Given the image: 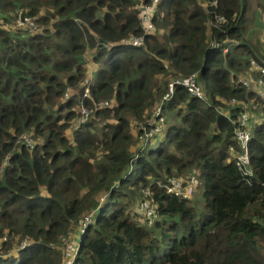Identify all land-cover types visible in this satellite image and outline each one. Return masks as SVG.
Masks as SVG:
<instances>
[{
  "label": "trees",
  "instance_id": "16d2710c",
  "mask_svg": "<svg viewBox=\"0 0 264 264\" xmlns=\"http://www.w3.org/2000/svg\"><path fill=\"white\" fill-rule=\"evenodd\" d=\"M144 2L0 0V264H264V102L238 82L251 60L263 65L246 25L264 0H161L154 29L124 46L142 34ZM19 10L37 31L5 27ZM190 75L203 99L181 85L163 99ZM80 103L90 117L72 131ZM157 107L163 130L142 142ZM243 112L249 179L234 158ZM167 177H200L203 207L168 193ZM137 197L152 200L151 222L132 215Z\"/></svg>",
  "mask_w": 264,
  "mask_h": 264
},
{
  "label": "built area",
  "instance_id": "2783aa9c",
  "mask_svg": "<svg viewBox=\"0 0 264 264\" xmlns=\"http://www.w3.org/2000/svg\"><path fill=\"white\" fill-rule=\"evenodd\" d=\"M161 0H147L141 6V13H140V25L142 29V34L138 36H129L127 39L122 41L125 45H132L136 46L142 43L144 35L151 32L154 29V23L152 22L151 16L155 13V7ZM216 0H211V4L214 5ZM215 19L222 20L220 14L215 15ZM14 27L23 29L25 32L32 33L38 30V26L34 19L26 15L23 10H19L15 16ZM102 45L106 48L110 46L106 43H102ZM250 69H252L257 76L247 79H239V83H241L245 87H252L256 94L263 100L264 102V66L258 65V63L254 60L250 61ZM252 73V72H251ZM253 74V73H252ZM91 84V78L88 76L83 81V97H87L89 95V87ZM176 85H181L186 88V90L191 93L193 96L199 97L201 99L204 98L203 91L200 86L195 83L194 75H190L183 79H174L168 85V91L163 96V99L168 100L173 95V90ZM69 90L67 89L64 93V100L69 98ZM106 104V102L100 103ZM90 117V110L83 106L81 103L79 105V115L75 122L72 123L71 130L77 129L80 125L84 124L89 120ZM163 117L160 116V107H157L153 110V118L147 122L149 125H154V129L152 131L147 132L145 127L140 128V135L138 136L139 140L145 142L149 137L153 135L161 134ZM248 115L246 112L240 114L238 118V122L235 127V138L239 143L240 151L234 156L235 164L239 171L241 172L242 176L246 179H249L253 175V169L251 166L249 154H248V145L250 141V134L248 132ZM16 143H22L27 147L33 146V139L26 134H20L17 139ZM8 156L4 159V163L7 161ZM160 184V183H158ZM164 187L166 191L176 197L188 199L193 191L194 186L192 183L184 184V181L180 178L176 177H167L164 183ZM148 194V191L146 192ZM264 200V198H263ZM134 212L137 216L141 219L151 222L154 218H156V210L152 203V200H141L135 207ZM90 217L84 218V223L90 222ZM1 240H5V237H0ZM30 244L29 241L23 239L18 247L25 248ZM66 264H70V261H67Z\"/></svg>",
  "mask_w": 264,
  "mask_h": 264
},
{
  "label": "rangeland",
  "instance_id": "374dc122",
  "mask_svg": "<svg viewBox=\"0 0 264 264\" xmlns=\"http://www.w3.org/2000/svg\"><path fill=\"white\" fill-rule=\"evenodd\" d=\"M249 16H250V20L252 22L251 23L249 22L246 25V33L248 35L247 39L249 40V42H251V44L255 48L256 52L258 53L259 59L262 60V63L264 65V11L262 9H258V10L254 11V12H251L249 14ZM5 27H9V28H12V29L15 28L13 23L10 26H5ZM124 46H128V45H124ZM238 59H247V54L245 52L241 53L240 55H238ZM251 72H253V70L250 69V68H247L244 71L245 78H243V79H247V78H252L253 79L255 77V75L252 74ZM94 73H95V66L94 67H90L87 70L86 76L91 77V74H93L95 76ZM257 110L259 111V113L264 114V111L263 112L261 111V107L260 106H258ZM129 126H130L129 130H130L131 137L134 139V147H135L134 148V152H137L140 149L141 146L135 140L136 139L135 134H134L135 127L133 126V122L132 121H130ZM34 142H35V139H34L33 143ZM154 142L155 141L152 140L150 142V145L155 146ZM193 181L191 183H193L194 191H193V193H192V195L190 197L194 198L196 200V203H198L200 207H203L205 202H204L203 196H202L201 179H200V177H197L196 181L195 180H193ZM147 190L148 189H145V190L143 189L141 191V193L146 195ZM141 200H143L142 197H137L131 203L130 210H132L131 213L136 218H140V217L135 214L134 209H135L136 205ZM140 220H143V219L140 218ZM63 243H64V248L66 250V255L68 257H71L73 252H74V247H75L74 241L72 239V235H70L68 238L64 239ZM67 261H69V260H67ZM67 261H66V263H67Z\"/></svg>",
  "mask_w": 264,
  "mask_h": 264
},
{
  "label": "crops",
  "instance_id": "0c3cea01",
  "mask_svg": "<svg viewBox=\"0 0 264 264\" xmlns=\"http://www.w3.org/2000/svg\"><path fill=\"white\" fill-rule=\"evenodd\" d=\"M93 77H94V75H93V74H91V77H90V78L92 79Z\"/></svg>",
  "mask_w": 264,
  "mask_h": 264
}]
</instances>
